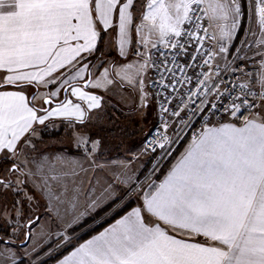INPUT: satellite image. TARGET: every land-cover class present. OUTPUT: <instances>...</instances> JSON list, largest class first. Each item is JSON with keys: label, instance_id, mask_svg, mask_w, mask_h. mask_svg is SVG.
Instances as JSON below:
<instances>
[{"label": "snow or ice", "instance_id": "1", "mask_svg": "<svg viewBox=\"0 0 264 264\" xmlns=\"http://www.w3.org/2000/svg\"><path fill=\"white\" fill-rule=\"evenodd\" d=\"M204 3L205 0H146L142 20L151 22L150 30L159 31V44L165 48L170 44L177 52L183 50L182 54L190 56L192 61L172 69L165 65L164 71L169 74L167 82L153 81L152 86L163 89V93L157 94L161 110L170 112L178 120L185 110L192 115L204 112L216 115L217 101H227L219 107L229 116L239 118L245 112L252 113L258 105L264 106V0H255L257 30L249 27L245 31V38L240 40L235 53L220 41H217L218 51L207 50L202 41L208 30L201 24H195L197 32L182 33L180 25L185 21L195 23L206 18L226 22L221 28L222 40L232 41L238 35L243 15L241 0H208L207 8L202 7ZM134 8L135 0H0V89L8 86L15 89L0 90V156L3 159H19L21 145L32 144L29 137L35 132L33 122L44 124L53 116L69 118V123L71 117L81 122L85 118L81 105H73L71 101L61 102L50 110L29 106L26 99L29 88L55 85V90L47 93L45 104L70 89L72 95L88 102L89 110L100 106L95 95L82 91L72 81L76 80L77 84L82 81L84 88L89 87L92 74L86 70L93 66L87 63V58L98 50V38L109 29L117 30L118 45L125 55ZM252 18L250 9L249 19ZM171 36L180 39L173 40ZM192 48L195 50L191 51ZM221 60L226 65L225 71L233 75L239 71L251 84L229 88L222 79ZM248 63L253 65L250 71L246 67ZM257 63L259 69L255 67ZM144 67V64L126 65V72L121 76L133 88H139L142 102L148 97L142 75ZM186 68L207 70L195 73L200 91L187 88L177 104V108L180 105L183 108L173 110L170 105L174 102L173 93L180 91L177 86L193 83L190 75L182 78L176 75L185 73ZM109 71L105 69L101 76L111 84ZM112 71L116 76L121 75ZM253 84H259V90L254 91ZM245 88L247 91H243ZM237 90L243 95L231 97ZM212 93L215 98L210 100L208 96ZM186 127L188 121H182L174 139L165 136L159 142H151L152 150L159 147L162 156L170 155L171 144L180 140ZM80 142L78 137L77 146ZM83 143L86 145L87 140ZM95 150L94 146L91 151ZM46 166L47 173H44ZM36 167V172L29 171L28 175L42 174L44 188L58 200L68 190V177L76 175L75 169L58 171L47 159ZM7 171L10 177L22 169L14 162ZM21 183L24 182L19 178L14 182L0 177V190L19 192L15 185ZM54 184L63 185L64 191L54 193ZM140 200L141 206L79 244L72 253L74 264H264V114L245 116L242 126L225 123L219 127H202L165 179L158 185L148 184ZM20 215L18 209L17 218ZM149 216L153 219L148 220ZM32 223L29 221V225ZM182 235L189 236L190 240L179 238ZM199 236L206 242L196 241ZM29 238L26 235L25 239ZM71 239L63 235L62 242L71 243ZM0 243L8 246L11 240H0ZM60 264H68V258Z\"/></svg>", "mask_w": 264, "mask_h": 264}, {"label": "rangeland", "instance_id": "2", "mask_svg": "<svg viewBox=\"0 0 264 264\" xmlns=\"http://www.w3.org/2000/svg\"><path fill=\"white\" fill-rule=\"evenodd\" d=\"M243 4L244 10L242 8L243 15L241 17L243 26L237 29L238 35L236 36H238V39L231 50L232 52L240 47V40L245 38V31L249 27H252L253 31L257 30L254 15L251 20L249 19L250 9L253 13V0H244L242 6ZM206 6L208 7V3H206ZM150 23V21H143L141 18L136 21L134 25L137 36L136 47L126 59L114 58L113 60L111 56L104 55L97 60L91 71L92 76L88 87L89 95H95L100 101L97 111L98 117L101 119L91 122L94 131L101 133H97L98 136L103 138L106 136L109 139L110 150L114 147L113 152L123 151L125 148L134 149L129 160H125V166L131 165L133 167L131 174H134L132 177L135 178V174L138 173V170H141L137 180L133 183L124 182L121 186V184H115L111 182L110 178H107L108 184L103 185L102 188L104 187V189H101L102 192L105 191L104 196H98V202L89 201V197L95 195L91 193L92 185H88L86 193L82 195L65 193L59 200H44V202H41L37 199L34 200V197L29 200L27 195L22 196V198L15 196L14 199L8 202L0 200V240H11L10 247H0V254H2L0 255V264H50L53 258L73 246L84 234L121 213L129 204L140 203V196L143 191L147 189L148 184L156 180L163 166L171 160L176 152H173L163 162L154 165L155 155L143 153L142 139L152 127L155 113L154 104L149 95L142 102V93L139 88H133L127 83L126 79H121V76L126 72V65L144 64L142 75L145 91L148 93L149 65L152 54L160 41L159 31L156 29L150 30ZM157 23H159V20H157ZM137 26H139V31H137ZM217 32V35L221 37V29ZM145 39L148 40L147 44L144 43ZM233 39L228 41L230 49ZM153 43H156L157 46L153 47ZM137 51L140 55H137ZM145 61H147V64H145ZM105 69L110 70L108 79L113 80L111 84H108L107 80L101 76ZM113 69L115 72H120L121 75H114ZM46 92H48L46 89H39V91L31 93L30 95L36 96L35 100L32 99L31 104L36 108H44V99L48 98ZM93 112L95 111L92 110ZM40 132L41 130L39 132L35 131L29 137L32 143L40 135ZM21 148L19 159H16L18 161L26 157V147L23 145ZM32 152L33 149L28 153ZM10 162L9 159L2 162V166L5 167L2 176L11 167ZM136 162L139 165L137 168H135ZM113 163L116 162L113 161ZM8 164L9 166H7ZM127 173H130V171H127ZM16 187L21 188L20 185H16ZM104 198H106L105 202L101 201ZM100 205L102 208L96 209ZM18 209L21 210L19 218H17ZM114 209H118V211L114 212ZM29 221H33L27 229L30 238L25 240V225ZM62 234L70 236L72 238L71 243H63Z\"/></svg>", "mask_w": 264, "mask_h": 264}, {"label": "crops", "instance_id": "3", "mask_svg": "<svg viewBox=\"0 0 264 264\" xmlns=\"http://www.w3.org/2000/svg\"><path fill=\"white\" fill-rule=\"evenodd\" d=\"M241 2L243 3L244 0H241ZM206 3H208V0H205V5ZM145 5H146V0H135V8L132 10L134 16V22L133 24H130L128 28V36H127L128 43L124 49L125 55L121 54L120 47L118 45L117 30L113 28V29H109L107 32H104L102 34L103 37L102 56L104 55L111 56L113 60L114 58L123 60L126 59L131 54V52L135 50L137 43L136 42L137 36L134 31V25L139 18L142 19V16L146 11ZM209 21L214 26L215 35L218 38H221L217 35L218 32L216 33V31H219L226 22L223 20H217V21L209 20ZM182 26L183 24L180 25V29ZM91 58L92 55L87 58V63H90ZM42 67H46V66H42ZM57 71H60V69H57ZM88 71L89 70H86V73ZM52 75L55 76L56 72H53ZM45 79H48V77H45ZM72 83L80 87L82 91H85L86 93L89 94L88 87L84 88L82 81L77 84V81L73 80ZM249 83L251 84V81H249ZM252 86L259 87V84H253ZM55 88H56L55 85H52L51 87H45L43 84H41L38 88L36 87L29 88L27 90V95H26L27 101L30 102L29 106H33V104H31L33 94L30 95L31 93L37 92L39 91V89H46L48 92L54 91ZM0 90L13 91L15 89L11 86H8ZM62 97H63V92H61L57 97L52 98V103L48 104V106L45 109H49V110L54 109L57 107V105L61 104V102L67 103L68 101H71L73 105L76 104L81 105L82 110H84L85 112L84 120L81 122L78 121L75 117H71L70 118L71 123H69V118L63 116H53L46 119L44 124L33 122V127L35 128V131L39 132L41 130V132L39 133L40 135L36 137L34 143L26 147L25 149L26 157H23L19 161L13 160L11 158L9 159L11 161L10 162L11 167L12 164L15 162L20 165L22 171L18 173H12L10 177L7 171L5 172L6 174L2 176V172L5 169V167L2 166V162L5 159H3L2 156H0V177L11 178L14 182L17 180V178H19L20 181L24 182L19 184L21 187L20 191L15 192V194L12 192L11 189L7 191L0 190V200L8 202L9 200L14 199L15 196L22 198V196L25 197V195L30 196L31 199L34 197V200L37 199V201H41V202H44V200H54V199L57 200L56 195H49L48 190L44 188L42 174L31 175V176L28 175L29 171L35 173L37 170L36 167L37 164H39L41 161L45 159H47L49 164L54 165L58 171L70 172L73 169H75L76 175L70 176L67 179L68 190L66 194L74 193L76 195L79 194L82 195L86 193L87 186L92 185L91 193H94L95 195L94 197H89L90 202H94V201L98 202L99 201L98 196L101 197L104 196L105 191L102 192L101 189H104V187L102 188L103 185L108 184L107 178H110L111 182L115 184H119V185L121 184V186H123L124 182L133 183L137 180V177L141 173V170H138V173L135 174L136 175L135 178L132 177L134 174H131L133 167L131 165L125 166V160H129L130 154H132L131 152L134 149L125 148L123 151L113 152L112 150L114 149V147L112 150H110L109 139L106 136H104L105 138L98 136L97 135L98 132L94 131L93 129L94 127L92 126L91 122H96L97 120L101 119L98 117L99 115L97 110L99 107L89 110L88 102L81 100L78 96L72 95L70 89L64 93L63 100ZM92 110H94L95 112L92 113ZM257 112L260 114H264V106L258 105L257 108L252 112L251 116H255ZM37 114L46 115V112H38ZM255 118L257 120L259 119L258 116H256ZM154 121H155V113H154L152 125L154 124ZM225 123H232L235 124L236 126H242V123H235L233 121V117L226 114L220 121L210 124L207 127H219L221 124H225ZM78 137L81 138L80 146H77ZM193 139L194 138L192 139L186 138L181 142L176 152L173 154L174 156L170 160L166 171L161 175L160 178L154 181L155 184L158 185L161 181L165 179L170 169H172V167L178 163L182 153L185 152V150L191 144ZM83 140H87L86 145L83 143ZM94 146L96 150L93 152L91 150ZM32 149L33 152L29 154L28 152H31ZM61 161H64L65 163L62 164ZM113 161H115L116 163H113ZM7 166H9V164ZM137 167H139L138 163L135 166V168ZM125 168H127V170H125ZM127 171H130V173H127ZM44 173H47V166L44 169ZM74 189L76 191H74ZM52 191L58 195L60 192L64 191L63 185L54 184ZM105 199L106 198H104L101 201L105 202ZM141 204L142 201L140 203L135 204L130 210H128L120 217L125 216L133 208L141 206ZM100 208H102L101 205L96 209H100ZM120 217H118L117 219H120ZM117 219H115L113 222L105 226L98 233L102 232L105 228H108L111 224H114ZM152 219H153L152 217L150 216L148 217V220H152ZM98 233L93 234L89 238L85 239L84 241L76 245H73V247H71L65 253L59 255L58 258L55 259L50 264H60V262L63 261L66 257L68 258V264H74L75 258L72 257L73 251L79 246V244L84 243L85 241L89 240L91 237L97 235ZM171 234L176 235L175 232H172ZM179 238L190 240V237L187 235H182ZM195 239L196 241L202 244L206 242L203 236L196 237ZM207 243L210 244L212 242L207 241ZM8 246L10 247V245ZM8 246H5L3 243H0V247H8Z\"/></svg>", "mask_w": 264, "mask_h": 264}, {"label": "built area", "instance_id": "4", "mask_svg": "<svg viewBox=\"0 0 264 264\" xmlns=\"http://www.w3.org/2000/svg\"><path fill=\"white\" fill-rule=\"evenodd\" d=\"M202 7L207 8L205 3L202 5ZM257 8V5L255 3V0H253V15L254 20H256L258 17L255 14V10ZM195 24H201L203 27L207 28V35L205 36L204 32H199L200 36H205L204 41L202 43L204 44L205 48L207 50L215 49L218 51L217 47V41H220V43L225 44L226 47H230V43L227 40H222L221 38H218L215 35L214 26L210 23V21L206 18H202L200 20H196L195 23L191 21H185L183 26L181 27L182 33L186 32H197L198 30L195 28ZM173 40H179L180 38L171 36ZM191 51H194L195 49H190ZM162 53H167V56L162 55ZM183 50L181 52H177L176 49H173L171 45L169 44L168 47H164L162 44H160L156 50L153 52L151 61H150V73H149V80L147 84V90L148 95L151 98L154 109H155V121L152 125L151 129L148 131V133L145 135L143 141H142V151L143 153L155 155V159L153 162L154 164H159L163 162L166 158H168L173 152L177 150L181 142L186 139H192L194 138V134H198L202 127L208 126L210 124L216 123L220 121L227 113L223 111L222 107H219L220 105L227 103V101H217L218 105V111L216 112V115H212L211 112H204V113H196L195 115H192L189 111H181V119L178 120L176 117L172 116L171 113H165L161 110L160 103L158 101L157 94L163 93V89L159 86L153 87L152 82L158 81V82H167L168 79V73L164 71L165 65L169 68H177L179 66H182L186 63H191L190 56L182 54ZM232 53H235L232 52ZM230 59L232 57H229ZM219 59V58H218ZM155 62V63H153ZM199 63H202L200 61ZM236 63H241V61H236ZM221 65V75L222 79L225 84L228 85L229 88L235 87L236 84H250L249 80L245 76H241L240 72L237 71L235 75H233L230 71H225V63L224 61H220ZM232 67H235V64L232 65ZM247 70H252L253 65L252 63L247 64ZM257 69L260 68V65L257 63L255 65ZM159 69V70H158ZM206 71L207 68L201 69V68H193V69H185V73L177 72V77H183L185 74L190 75L193 77V83L186 84V85H178V89L180 90L177 93H173L174 102L170 105L171 109L179 111L180 108H183V105H180V108H177V104L179 100L182 98V93L187 88H191L193 91H200L199 88L196 87L195 82V73L199 71ZM161 73L164 75V80L161 81ZM203 79V77H201ZM212 81H209L211 83ZM219 83V81H217ZM254 91L259 90V87H253ZM223 91V87L220 89ZM171 91V90H169ZM243 91H247V88H245ZM166 95V93H164ZM243 92L240 90L233 91L231 93V97L235 96H242ZM173 97H169V99H172ZM230 97V98H231ZM185 100L187 97H183ZM215 98V93H212L208 96V99L212 100ZM165 107H169L168 104H165ZM204 107H208V105H205ZM255 110V109H254ZM253 110V111H254ZM252 113L245 112L243 115H239V118L233 117V121L235 123H242L245 116H250ZM211 121L210 123L208 121ZM182 121H188V127L184 128V130L181 132V138L178 142L171 144L170 151L171 154L168 156H162L161 149L159 147L156 148L155 151L152 150V144L151 142H159L163 139V137L167 136L169 139H174L176 137L177 132L180 130Z\"/></svg>", "mask_w": 264, "mask_h": 264}, {"label": "trees", "instance_id": "5", "mask_svg": "<svg viewBox=\"0 0 264 264\" xmlns=\"http://www.w3.org/2000/svg\"><path fill=\"white\" fill-rule=\"evenodd\" d=\"M244 3V2H243ZM243 10H244V4L242 6ZM243 26V23L241 24V27ZM237 39H238V36L235 37V39H233V44L231 46V50L233 48V46L236 44L237 42ZM102 43H103V37L100 36L98 38V41H97V44H98V50L95 51V53L92 55V58L90 59V63L92 66H94V64L97 62V60L100 59V57L102 56V53H103V49H102ZM100 65H102V63H100ZM93 68V67H92ZM91 69H89V71L91 72ZM174 156V155H173ZM173 156L171 157V159L173 158ZM170 162V161H169ZM169 162L163 166V168L161 169V172L159 173V175L156 177V179L160 178L161 175L166 171L168 165H169ZM134 205L132 204H129L121 213L111 217L110 219H108L105 223H103L102 225L98 226L96 229L90 231V232H87L86 234H84V236H82L74 245L84 241L85 239L89 238L90 236H92L93 234H96L98 233L101 229H103L105 226H107L108 224H110L111 222H113L115 219H117L118 217H120L121 215H123L124 213H126L128 210H130ZM71 247L73 246H70L69 248H67L63 253H65L66 251H68ZM57 257L53 258V260L51 262H53L55 259H57Z\"/></svg>", "mask_w": 264, "mask_h": 264}, {"label": "water", "instance_id": "6", "mask_svg": "<svg viewBox=\"0 0 264 264\" xmlns=\"http://www.w3.org/2000/svg\"><path fill=\"white\" fill-rule=\"evenodd\" d=\"M83 84V83H82ZM84 85V84H83ZM64 93L65 92H63V97H62V100L64 99ZM52 103V102H51ZM45 104V103H44ZM48 106V104H45V108ZM28 227H29V223H27L26 225H25V237H26V235H28L27 234V229H28ZM24 237V238H25ZM26 240V239H25Z\"/></svg>", "mask_w": 264, "mask_h": 264}, {"label": "flooded vegetation", "instance_id": "7", "mask_svg": "<svg viewBox=\"0 0 264 264\" xmlns=\"http://www.w3.org/2000/svg\"><path fill=\"white\" fill-rule=\"evenodd\" d=\"M44 109H45V107H44Z\"/></svg>", "mask_w": 264, "mask_h": 264}]
</instances>
